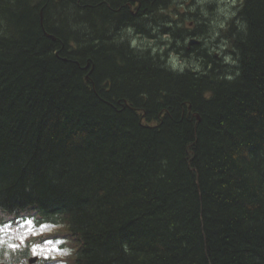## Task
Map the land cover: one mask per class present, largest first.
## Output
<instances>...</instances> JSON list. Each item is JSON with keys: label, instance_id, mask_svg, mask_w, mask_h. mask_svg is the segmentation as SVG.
Masks as SVG:
<instances>
[{"label": "trees", "instance_id": "1", "mask_svg": "<svg viewBox=\"0 0 264 264\" xmlns=\"http://www.w3.org/2000/svg\"><path fill=\"white\" fill-rule=\"evenodd\" d=\"M97 1L0 0V224L62 226L68 264H264V0L223 28L232 64L186 72L185 45L119 49L107 3L127 13Z\"/></svg>", "mask_w": 264, "mask_h": 264}, {"label": "rangeland", "instance_id": "2", "mask_svg": "<svg viewBox=\"0 0 264 264\" xmlns=\"http://www.w3.org/2000/svg\"><path fill=\"white\" fill-rule=\"evenodd\" d=\"M178 1L180 3L184 1L182 5L178 6L180 7V10L182 12L187 11L186 15H182V18L184 16L183 19L186 20L184 22V25L188 24L190 20L193 21L195 25L197 24L198 28L195 29V32L197 31V36L199 38H204L205 42L206 40L211 39L210 44H212L213 38L215 36V42H218L220 40L222 42H225L223 36L224 34L222 35V33L226 29L225 27L227 21L231 17L232 19L230 20H233V18H235V14L237 11L236 7L239 0H186L187 2L185 0ZM188 4L190 6H188ZM185 5L188 7H186ZM171 14L173 15V13ZM162 16L165 15L162 14ZM234 20L232 21L233 24L235 23L237 28L239 29L240 24L238 23L237 25V20ZM111 22L112 23H110V28H112V31H114L115 28L126 27L124 26L121 18H111ZM166 24L167 27L173 25L170 23L168 24V22H166ZM171 27L173 28L174 26ZM126 28L128 29V27ZM223 28L225 29L223 30ZM156 30L157 28H155L153 32L156 33ZM129 31L130 30H128L127 32L126 30L127 33H129ZM174 31L180 32L181 30L174 27ZM164 33L161 31L160 36L156 35L155 38L141 37L142 39L140 38V48H142L141 46H143V48L149 50L151 53H154L156 50H158L159 52H163V50L169 49L172 43L177 46L186 45L189 38L192 37L185 35L186 37L184 38H181L180 36H178V38L177 36L172 37L173 35L171 36ZM182 34L183 30L180 35ZM126 38V36H123L121 39L119 38L123 43V45L120 44V46H118L119 49L126 50L125 42L128 43V39ZM122 40H124V42ZM206 44H209V42H206ZM129 45L130 49L134 53H136L137 50L131 44ZM181 48H177L176 51L169 50L170 52H168L169 54H167L169 57L168 63H170L171 65L169 69L172 71H182L187 66L195 67L198 65V63L194 60L196 58L194 56H184L185 49L182 46ZM219 48L220 46L218 47V49ZM198 49H200V52H202L203 47H199ZM220 49L222 50V48ZM221 50L219 51L220 53H222ZM221 55L223 57L224 54L222 53ZM226 58L228 64L233 63V57L226 56ZM168 63H166V65H169ZM215 72H219V69L215 70ZM227 72L228 70L225 73ZM23 249L27 250L26 260H29L31 257H35V261H33L32 263L26 262V264H68L69 257L71 256L75 248L74 244H72V239L66 233H64V229L62 226L60 227L59 225H55L52 223L37 224L32 215L26 214L16 222L8 221L4 224H0V252L3 253V255L7 256L11 252H18L19 250Z\"/></svg>", "mask_w": 264, "mask_h": 264}, {"label": "flooded vegetation", "instance_id": "3", "mask_svg": "<svg viewBox=\"0 0 264 264\" xmlns=\"http://www.w3.org/2000/svg\"><path fill=\"white\" fill-rule=\"evenodd\" d=\"M119 1H120L119 5L122 8H124L125 9L124 11L127 13L126 16L122 19V22L125 24V26L128 27L127 30H130L129 33L126 34V37L128 38V43L131 44L132 46L134 45L133 47H135V49L137 51H140V31H141V29L147 30L149 32V34L151 35L152 33L155 34L153 31L155 28H157L155 35L160 36L161 31L164 33L165 29L167 28L166 22L169 23V22L176 20L178 18L181 19L182 15H184V14L186 15V13H187V11L182 12L180 10V7H178V6L182 5V3L184 1H182L180 3L178 0H175L174 2L173 1L171 2L170 0H147L148 3H150V5H148L146 7H144L142 5L141 0H119ZM102 2H103V0L97 1L94 4V9L97 6H99V4ZM115 4L116 3H114V2L107 3V9L110 12L109 21L111 20V12L113 10H115V11L118 10V8L114 6ZM188 6H190V5L188 4ZM188 6H186V7H188ZM150 7H153V8L150 9ZM175 8H177V9H175ZM173 12H175V13H173ZM171 13H173V15ZM176 13H177V15H176ZM162 14L165 16H162ZM144 15L146 16V18H148L151 21V24L147 25V26L145 25L144 28L140 29V19H142ZM160 17L165 19V24ZM156 18H158V20H156ZM142 20L144 21L145 19H142ZM184 26H185V28H188L185 30V32L189 36H191L194 33L195 29L198 28V26L194 25V23L191 20L188 22V24H185ZM164 34H168V33H164ZM222 35H223V33H222ZM195 36H197V31L195 32ZM198 40L199 41L196 44L197 45L196 48L208 46V44L205 43L204 38L198 37ZM191 48H192V46L189 47V49H191ZM214 49L218 50L217 45L211 46V51H214ZM214 56L218 57L219 54L217 52H215Z\"/></svg>", "mask_w": 264, "mask_h": 264}, {"label": "bare ground", "instance_id": "4", "mask_svg": "<svg viewBox=\"0 0 264 264\" xmlns=\"http://www.w3.org/2000/svg\"><path fill=\"white\" fill-rule=\"evenodd\" d=\"M174 1H175V0H174ZM174 1H173V2H174ZM193 2H194V1H193ZM175 3H176V2H175ZM178 10H179V9H178ZM179 11H180V10H179ZM173 13H175V12H173ZM176 15H177V13H176ZM183 18H184V16H183ZM183 18L181 17V19H178V20H182ZM176 21H177V20H176ZM183 21H184V19H183ZM192 22H193V21H192ZM159 23H160V22H159ZM193 23H194V22H193ZM150 24H151V23H150ZM179 24H180V23H179ZM194 25H195V24H194ZM160 26H161V25H160ZM122 28H123V27H122ZM125 28H126V27H125ZM161 28H162V27H161ZM186 29H188V28H186ZM219 30H220V29H219ZM127 31H128V30H127ZM112 32H113V31H112ZM141 32H142V31H141ZM216 32H217V31H216ZM113 33H114V32H113ZM120 33H121V32H120ZM142 33H143V32H142ZM126 34H127V32H126ZM126 34L124 35V37L126 36ZM148 34H149V33H148ZM155 34H156V33H155ZM155 34L152 33L151 35L149 34V36H148V35H147V36L144 35V36H145V37H149V38H155V36H156ZM218 34H219V33H218ZM118 36H119V34H118ZM120 36H121V35H120ZM140 36H142V34H141ZM116 38H119V37H116ZM131 38H132V37H131ZM140 38H141V37H140ZM113 39H114V38H113ZM120 39H121V38H120ZM126 39H128V38H126ZM141 39H142V38H141ZM210 40H211V39L206 40V42H209V44H208V46H203V50H202L203 53H204V50H207V49H208L211 53H213V51L210 50L212 45H214V46L217 45V48L220 46V48H222V50H221L220 48H219V49L221 50V52H222L223 54H225V58H224V55H223V57H222L223 59H222V61H221L220 63H221V64H224V63L228 64V63H227L228 61H226V60H227L226 56H231V57H232V55H231V53H230V51H229V49H228V47H227L228 43H227V42H221L220 39H219L220 41L215 42V40H216V36L213 38V42H212V44H210ZM119 41H120V40H119ZM122 41L124 42V40H122ZM184 41H185V40H184ZM184 41H183V42H184ZM198 41H199V40H198V37L195 36V35L189 38V40L187 41V44L185 45V46H186V49L184 48V49H185V54H184V56H193V55H192V53H193L192 50L196 48V46H197L196 44L198 43ZM206 42H205V43H206ZM203 43H204V42H203ZM121 44L123 45V43H121ZM141 44H142V43H141ZM138 45H139V44H138ZM133 46H134V45H133ZM148 46H149V45H148ZM148 46H147V47H148ZM190 46H192L191 49H189ZM141 47H143V46H141ZM177 47H178V46H177ZM134 48H135V47H134ZM134 48H133V49H134ZM179 48H180V47H179ZM149 49H150V48H149ZM163 49H164V48H163ZM196 49H198V47H197ZM219 49H218V50H215V49H214V53L217 52V53L219 54V56H220L222 53L219 52V51H220ZM163 51H164V50H163ZM171 51H172V50H171ZM180 51H181V50H180ZM138 52H139V51H138ZM169 52H170V51H169ZM194 53H196V52H194ZM200 53H201V52H200ZM163 54H164V53H163ZM163 56H164V55H163ZM206 56H207V55H206ZM206 56H205V57H206ZM221 56H222V55H221ZM214 57H215V56H214ZM167 58H168V60H169L168 55H167ZM201 58H202V55H201ZM207 58H208V56H207ZM215 58H216V57H215ZM216 59H217V58H216ZM218 59H219V58H218ZM203 60H204V59H203ZM203 60H202V61H203ZM166 63H168V62H166ZM169 64H170V63H169ZM231 64H232V63H231ZM168 66H169V65H168ZM170 66H171V65H170ZM187 67H188V66H187ZM226 67H227V66H226ZM188 68H189V67H188ZM184 69H185V68H184ZM169 71H170V70H169ZM183 71H185V70H183ZM190 71H192V70H190ZM185 72H186V71H185ZM202 72H204V71L202 70ZM194 113H196V112H194ZM195 117H196V116H195ZM196 119L199 120L197 117H196Z\"/></svg>", "mask_w": 264, "mask_h": 264}, {"label": "water", "instance_id": "5", "mask_svg": "<svg viewBox=\"0 0 264 264\" xmlns=\"http://www.w3.org/2000/svg\"><path fill=\"white\" fill-rule=\"evenodd\" d=\"M52 39H54V36L53 35H49ZM188 107L189 108H191V105L189 104L188 105ZM198 119H199V115H198V113H193ZM33 261H35V257H31L30 259H29V262L30 263H32Z\"/></svg>", "mask_w": 264, "mask_h": 264}, {"label": "snow or ice", "instance_id": "6", "mask_svg": "<svg viewBox=\"0 0 264 264\" xmlns=\"http://www.w3.org/2000/svg\"><path fill=\"white\" fill-rule=\"evenodd\" d=\"M28 223H30V222H28Z\"/></svg>", "mask_w": 264, "mask_h": 264}]
</instances>
